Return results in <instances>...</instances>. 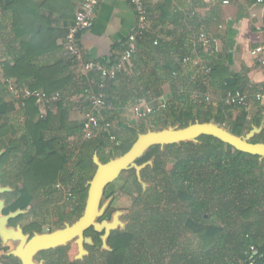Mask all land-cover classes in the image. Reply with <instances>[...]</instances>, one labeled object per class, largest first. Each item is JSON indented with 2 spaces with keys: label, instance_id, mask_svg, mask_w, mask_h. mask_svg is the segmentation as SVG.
Here are the masks:
<instances>
[{
  "label": "trees",
  "instance_id": "obj_1",
  "mask_svg": "<svg viewBox=\"0 0 264 264\" xmlns=\"http://www.w3.org/2000/svg\"><path fill=\"white\" fill-rule=\"evenodd\" d=\"M147 10L151 29L138 39V52L132 60L134 67L107 81L102 90L108 102L102 122L117 123L112 133L122 142L120 146L106 132L92 140L83 139L82 125L70 119L73 108L70 97L75 83L72 70L76 69V62L70 58L65 63L36 66L34 61L46 50L38 51L40 40L35 37L29 40L21 36V26L13 11L15 38L1 39L8 50L19 42L22 51L13 65L5 64V79H14L18 86L49 95L59 93L60 99L48 107L45 118H40V108L34 99L20 108L6 103L8 83L0 82V151L6 149L0 158V183L15 189L2 196L7 200L5 214L32 209L30 214L38 212L37 217L43 216L42 209L55 207L63 200L57 189L59 184L74 195L77 203L83 204L87 182L96 172L95 152L107 162L109 155L114 158L126 153L136 140L139 130L136 127H127L123 135L118 131L126 128L120 122L123 111L144 100L161 99L167 85L170 99L164 111L153 115L154 129L178 123L187 127L196 121L205 123L212 119L225 124L228 118L232 132L242 136L253 126L261 125L264 118L261 111L249 121L245 107L207 101L213 89H221L225 95L239 90H249L251 95L264 94V83L250 88V80L231 73L212 48L209 51L201 48L198 41L202 32H208L203 27L209 22H200L196 15L186 16V27L190 26L192 31L168 42L160 39L159 29L171 21V13L165 7ZM182 17L176 14L178 20ZM58 49L54 42L51 51ZM197 57L207 61L211 67L209 74L198 73L192 63L184 65L185 58ZM183 66L194 68L190 76ZM96 82L87 83L78 93L82 95L91 88L98 90L100 79ZM82 100L90 110V102ZM235 111L240 114L234 119ZM200 141L198 145L167 146L165 152L155 148L147 154L144 161L157 156L149 180L158 182L161 178L160 183L146 194L149 198L146 210L135 213L132 245L123 242L116 253L110 254L109 264H264V161L261 163L259 157L239 152L213 137L203 136ZM258 142L264 143V131L253 140ZM168 161L173 163L171 170H167ZM124 173L123 177L139 188L134 172ZM172 205L177 208L172 209ZM30 218L22 215L12 220L11 225L25 223V232H40L42 223ZM187 233L196 236L195 248L191 238L183 240ZM251 247L258 252L253 257L246 255ZM57 252L52 254H59L60 250ZM6 258L20 264L14 258Z\"/></svg>",
  "mask_w": 264,
  "mask_h": 264
},
{
  "label": "crops",
  "instance_id": "obj_2",
  "mask_svg": "<svg viewBox=\"0 0 264 264\" xmlns=\"http://www.w3.org/2000/svg\"><path fill=\"white\" fill-rule=\"evenodd\" d=\"M83 0H0V82L8 83V95L4 101L14 103L16 108L21 104L15 101L9 93V83H13L18 88L16 80L5 79V64L13 65L14 58L21 56L22 47L19 42L8 50L7 44L2 39L8 37L14 39L12 26L16 21L20 23V34L24 38L34 37L40 40L38 51L46 53L40 55L34 63L36 66H50L59 61L70 59L65 50L66 35L70 26L75 21L77 11L80 9ZM148 9L165 7L171 13L172 19L165 27L159 29L161 40L172 42L179 34L189 33L192 28L186 21V16L196 15L201 22H209L205 25L208 30L206 34L210 39V48L215 51L224 65L233 74L246 76L250 82L254 79L257 83H264V70L259 67L251 56V50L260 44H264V32H259L257 26L264 22V0H228L225 5L224 0H145ZM15 11V13H13ZM182 14L181 20L176 18V14ZM185 16V18H184ZM206 24V23H205ZM136 25V16L129 0H101L95 14L94 27L80 37V42L84 51V58L87 62H97L108 67L113 66L126 46L128 36L132 33ZM186 27V28H185ZM2 38V39H1ZM56 51L52 52L54 44ZM33 52V50H30ZM37 52V47L34 50ZM114 63V64H113ZM186 65V64H184ZM134 67L131 64L127 71ZM193 67H195L193 65ZM193 67L183 66L187 76L194 71ZM196 68V67H195ZM75 75L73 95L70 102L73 104L70 119L76 124H83L85 113L89 108L78 93L87 83L93 85L98 83L99 77L90 75L85 77L81 74L79 66L72 70ZM69 72V71H68ZM70 73V72H69ZM71 74V73H70ZM194 79V77L192 78ZM210 98L218 104L225 100V94L221 89H213L209 94ZM170 99V87H164V96L161 100ZM146 101V100H144ZM130 105L120 117V122L135 123ZM106 118L102 113V119ZM117 123L114 122V128ZM114 133V132H113ZM5 246L0 244V259L6 258ZM7 259V258H6ZM8 263L11 262L8 260Z\"/></svg>",
  "mask_w": 264,
  "mask_h": 264
},
{
  "label": "water",
  "instance_id": "obj_3",
  "mask_svg": "<svg viewBox=\"0 0 264 264\" xmlns=\"http://www.w3.org/2000/svg\"><path fill=\"white\" fill-rule=\"evenodd\" d=\"M263 131L264 122L259 127L253 126L252 130L245 132L242 136L234 134L229 127L217 123L215 119L205 123L196 121L195 123H190L187 127H182L178 123L174 126L165 127L162 130L148 129L147 132L140 133L129 151L106 163L101 160L98 152H95L93 163L97 169L93 178L87 182L88 196L83 216L73 225L66 224L65 228L57 229L53 232H50L47 227H44L42 233H35L33 236L25 233L20 225H10V221L26 214L27 210L18 209L15 212L5 214L6 201L2 196L14 192L15 189L10 186H3L0 183V242L3 246L9 244L14 245L10 251L6 252L5 256L14 258L21 264H44L37 259L40 253L65 247L76 238H79V240L75 241V243L79 250L82 251L84 232L92 226L98 232L106 231V234L102 237L103 248L112 251L107 245V241L111 232L120 226L119 221H116V217L122 213L116 214L112 222L98 223V219L108 206L107 202L101 208L105 190L109 185L117 181L122 173L134 170L139 184L146 191L149 185L143 180L142 171L147 166L152 167L154 165V159L141 165L137 162L151 148L159 146L164 150L166 146L171 145L180 146L188 143L198 145L201 144V137L209 136L233 147L239 152L259 157L262 163L264 161V143H253V140L261 135ZM5 152L6 149L0 151V158ZM121 227L125 228V224H121ZM86 242L93 244L91 238H88ZM81 258V254L76 257V259Z\"/></svg>",
  "mask_w": 264,
  "mask_h": 264
},
{
  "label": "built area",
  "instance_id": "obj_4",
  "mask_svg": "<svg viewBox=\"0 0 264 264\" xmlns=\"http://www.w3.org/2000/svg\"><path fill=\"white\" fill-rule=\"evenodd\" d=\"M101 0H83L80 9L77 11L75 21L70 26L66 35L65 50L69 58H72L77 66H79L81 74L85 77L90 75L98 76L100 79L99 89H86L81 98H85L90 102V110L86 113L82 124L83 139L92 140L102 132L109 134L110 139L120 146L117 137L112 133L113 125L111 123L102 122V113L108 108V102L104 91L107 81L115 80L119 74L124 72L128 66L132 64L133 58L138 52V39L141 38L147 31L151 29V20L147 10L145 0H129L136 16V25L132 33L128 36L126 47L120 55L118 61L111 67L97 62H87L84 58L83 47L80 42V37L89 32L95 24L96 10ZM263 3V0H259ZM225 5L229 4L228 0H224ZM259 32H264V22L257 26ZM198 43L203 50H207L210 46V39L206 34H201ZM251 56L254 62L261 68H264V44H260L251 50ZM184 64L192 63L198 73L207 75L211 72V67L206 60L200 57L195 59L185 58ZM9 93L18 104L24 105L27 100L34 99L40 108V118L47 116L48 107L60 99V94H47L44 91L32 90L28 87L18 88L13 83H9ZM252 88V84L250 85ZM210 96L207 101H210ZM264 102V94L258 93L251 95L249 90H239L235 93L228 92L225 95V104L228 106H241L248 108L252 100ZM167 107V101L156 99L152 101H141L132 108L133 116L136 120H145L151 116L164 111ZM59 191H66V188L61 184L57 185ZM69 196V194H68ZM70 197V196H69ZM258 252L255 247H251L246 255H256ZM0 264H16L9 262L6 258L0 259Z\"/></svg>",
  "mask_w": 264,
  "mask_h": 264
},
{
  "label": "flooded vegetation",
  "instance_id": "obj_5",
  "mask_svg": "<svg viewBox=\"0 0 264 264\" xmlns=\"http://www.w3.org/2000/svg\"><path fill=\"white\" fill-rule=\"evenodd\" d=\"M162 129L164 128L153 129V130H162ZM145 132H137L136 140L140 133H145ZM136 140L130 145V148L128 149V151L131 149V147L136 142ZM166 147L164 150H162L161 147L159 146L153 147L150 149V151L147 154H149L155 148H159L161 152H165ZM147 154L137 162L139 165H141V164L147 163L150 160L154 159V165L152 167L147 166L142 171L143 180L149 185L146 191H144L141 185L139 184L137 180L136 172L134 170L126 171V172H134V176L139 185V188L132 184L133 182L131 179L128 180L125 177H123L125 173H122L120 178L117 179V181H115L113 184L109 185L105 190V193H104V196L101 202V208L107 202H108V206L106 210H104V212L102 213L101 217L98 219V223L103 224L104 222H112L116 214L122 213L121 215L116 217V221L117 220L119 221L120 226H118L116 230L111 232V234L109 235L108 241H107V245L112 249V251H108L103 248L102 237L106 234V231L98 232L92 226L84 232V237H83L84 241H83L82 251L79 250L78 246L75 243V241L79 240V238H76L73 241L69 242L68 245L65 247H61L56 250H50V251H45V252L40 253L37 259L39 261H42L44 264H109L110 259L112 257L110 254L116 253L118 251V247L121 246L123 242H126V244L128 243L129 245H132L133 242L130 241V238L132 237L133 230H134L135 213H137L140 210H146L145 204L148 203L149 201V198L146 196V194L153 187V184L149 180V177L151 175V170L155 168L157 156L154 155L150 159L144 161ZM109 157L110 158L108 159V161L116 158V157L112 158V156H109ZM170 164L171 162L168 161L167 167H169ZM172 168H173V164L170 170ZM118 183H122L121 186H118L117 185ZM130 185L133 187L132 190H130ZM66 191H67L66 193L65 191H59L61 195L63 196V200L58 205H56L55 207L53 206L49 209H46V208L42 209L44 210L43 216L37 217L36 214L38 212L30 214L29 212H31L32 209L27 210V213L23 215L27 217L29 216V218L31 217L30 218L31 220L42 223V226H41L40 232L28 233V232H25V230L24 232L33 236L35 233H42L44 227H47L50 232H53L57 229L65 228L66 224L73 225L77 220H79L84 214L85 207H86V200H87L88 195L86 194L83 204L82 203L80 204L76 202L77 200L71 192H69L68 190ZM68 194L70 197L68 196ZM125 197L128 198L132 202V206L129 208H125V207L119 208L117 206L118 200L121 198H125ZM3 199L6 201V208H7V200L5 198ZM68 202L71 203L70 206H66ZM46 210H50V212H47ZM52 214H54V216L58 218L57 224L58 225L60 224L61 226L55 227V224L52 225L50 221H48V218L52 216ZM123 223L125 224V228L121 227V224ZM24 224H18V225L22 226V228L24 229L25 227ZM10 225H11V221H10ZM88 238L92 239L93 244H89L86 242ZM5 248H7V246H5ZM59 250H60L59 254H56L58 253L57 251ZM7 251L8 250H6V252ZM52 252H56V253L52 254ZM85 253H88V254H85ZM79 254L82 255V258L76 259V257ZM10 261L18 264V262H16L15 260H10Z\"/></svg>",
  "mask_w": 264,
  "mask_h": 264
},
{
  "label": "rangeland",
  "instance_id": "obj_6",
  "mask_svg": "<svg viewBox=\"0 0 264 264\" xmlns=\"http://www.w3.org/2000/svg\"><path fill=\"white\" fill-rule=\"evenodd\" d=\"M262 68H260V70H261ZM263 70H264V68H263ZM251 84L253 85V86H256V85H258V84H260V83H257V81L254 79L253 81H251ZM260 93H262V92H260ZM225 103V102H224ZM226 105V104H225ZM228 106V105H227ZM247 111H248V113H249V115H248V120L250 121L251 119H253V118H255V116L257 115V113L259 112V111H261V113L264 115V102H262V101H258V100H252V102L250 103V105H249V107L247 108ZM239 114H240V112H238V111H235L234 113H233V117H234V119L235 118H237L238 116H239ZM129 121H130V119H128ZM153 120H154V117L153 116H151L150 118H148V119H145V120H135V123L133 124V123H130L129 121H127V122H125L126 123V125H124V126H126V128H119V130L118 131H120V134L121 135H123L124 133H127V127H130V128H132V127H136L137 129H139L138 130V132H142L143 130H145V131H147L148 129H154V127H155V124H154V122H153ZM262 122H264V118H263V120L261 121V124H262ZM223 125H225V126H227V127H229L230 129H231V127H232V123L230 122V121H228V118H227V121H226V123L225 124H223ZM169 126H171V125H169ZM258 127V126H257ZM142 129V130H141ZM245 132H248V131H245ZM244 132V133H245ZM120 143H122L121 141H119ZM109 156H111V155H109ZM172 164L173 163H171L170 164V166L169 167H167V170H170V168L172 167ZM161 177V176H160ZM159 177V178H160ZM161 179V178H160ZM160 179H158L159 181V183H160ZM158 182H152V184L155 186V185H159V183ZM121 184L122 183H118L117 185L118 186H121ZM127 195V194H126ZM117 206L120 208V207H125V208H129V207H131L132 206V202L128 199V198H121V199H119L118 200V203H117ZM172 209H176L177 208V206H175V205H172V206H170ZM48 221H50V223L52 224V225H54L55 224V227L56 226H58V224H57V221H58V218L56 217V216H54V214H52V216H50L49 218H48ZM24 224V223H23ZM189 238H191V240L192 241H194L195 243L193 244V247L195 248L196 247V236H194V235H192V234H184V236H183V240H188ZM14 247V245L13 244H9V245H7V248H6V250H8V251H10L12 248ZM7 251V252H8ZM167 261H168V259H167ZM166 261V262H167Z\"/></svg>",
  "mask_w": 264,
  "mask_h": 264
}]
</instances>
